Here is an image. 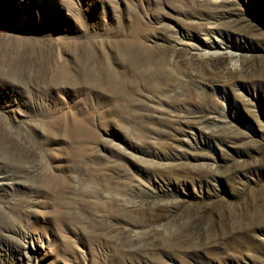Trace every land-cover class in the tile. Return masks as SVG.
I'll return each mask as SVG.
<instances>
[{
    "label": "rangeland",
    "instance_id": "374dc122",
    "mask_svg": "<svg viewBox=\"0 0 264 264\" xmlns=\"http://www.w3.org/2000/svg\"><path fill=\"white\" fill-rule=\"evenodd\" d=\"M0 264H264V0H0Z\"/></svg>",
    "mask_w": 264,
    "mask_h": 264
},
{
    "label": "bare ground",
    "instance_id": "6f19581e",
    "mask_svg": "<svg viewBox=\"0 0 264 264\" xmlns=\"http://www.w3.org/2000/svg\"><path fill=\"white\" fill-rule=\"evenodd\" d=\"M205 34L206 35H209V34H214L215 36H217L216 35V32L215 31H210V30H208V31H206L205 32ZM184 42V41H183ZM188 42V44L189 45H191L192 46V48H194V49H196V50H199L200 52H202V53H204V54H211V53H213V54H216V53H218V52H221L222 51V49H221V47L219 46V45H216V48L215 49H212V51H208V50H210V49H206L204 46H202L201 47V45L200 44H198L197 42H189V41H187ZM224 50V49H223ZM229 51V50H228ZM230 54H232V56L234 55V52H230Z\"/></svg>",
    "mask_w": 264,
    "mask_h": 264
}]
</instances>
